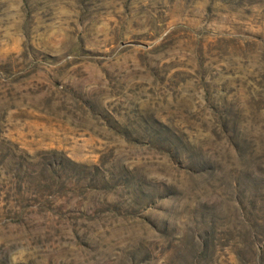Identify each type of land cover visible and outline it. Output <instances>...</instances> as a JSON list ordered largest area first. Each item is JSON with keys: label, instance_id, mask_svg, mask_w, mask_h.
Here are the masks:
<instances>
[{"label": "rangeland", "instance_id": "1", "mask_svg": "<svg viewBox=\"0 0 264 264\" xmlns=\"http://www.w3.org/2000/svg\"><path fill=\"white\" fill-rule=\"evenodd\" d=\"M0 264H264V0H0Z\"/></svg>", "mask_w": 264, "mask_h": 264}]
</instances>
